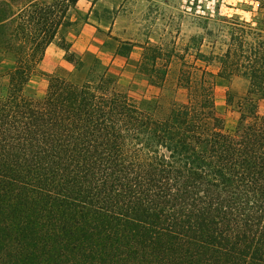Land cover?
<instances>
[{
	"label": "trees",
	"instance_id": "1",
	"mask_svg": "<svg viewBox=\"0 0 264 264\" xmlns=\"http://www.w3.org/2000/svg\"><path fill=\"white\" fill-rule=\"evenodd\" d=\"M79 1L0 0V52L16 58L0 92V264H264V14L208 29L226 36L209 53L193 36L196 63L177 54L187 100L160 116L97 58L77 77L84 59L60 35ZM56 39L81 65L32 98ZM175 55L148 43L139 70L162 86ZM235 76L249 85L229 131L215 81Z\"/></svg>",
	"mask_w": 264,
	"mask_h": 264
},
{
	"label": "rangeland",
	"instance_id": "2",
	"mask_svg": "<svg viewBox=\"0 0 264 264\" xmlns=\"http://www.w3.org/2000/svg\"><path fill=\"white\" fill-rule=\"evenodd\" d=\"M107 5L111 3L106 0L99 3L97 0H80L74 12L77 23L63 30L60 36L69 30L77 31L78 26L88 21L90 17L91 22L101 26L99 42L107 40L105 44L109 48L116 46L119 40L122 43L130 39L142 41L144 46L148 43L163 44L166 49H173L176 54L170 64L168 77L162 86L153 85L139 70L141 57L136 62L125 63L102 59L95 52L85 55V71L77 73V77L84 78L85 72L97 58L101 67H107L117 77L120 89L160 116H164L174 103L187 100V89L177 83L182 67V60L177 54H184L191 63H196V49L193 47L188 51L184 49L188 44H195L192 42L193 36L205 35L203 49L209 53L213 42H222L226 36L208 35V29H214L216 34H219L221 32L218 29L226 25L224 18L236 17L256 24L264 14L257 0H116L112 9H108ZM88 11L92 13L88 14ZM118 15L121 17L116 27L109 29L113 17ZM124 39L127 40L124 41ZM11 58L16 59L11 54L0 52V92L2 94H6L10 84L7 70L11 65ZM79 58L83 57L79 56ZM68 61L69 66L59 70L55 75L73 76L77 65H81V59L78 60V64L76 59ZM208 69L217 71V66L212 63ZM38 70L36 67L35 73L40 75L41 72ZM41 75L43 79L34 80L27 85L28 96L41 98L45 95L50 76L43 73ZM248 85V80L242 76L231 79L219 77L215 81L218 111L223 116L226 129L229 131L235 128L241 116L238 101L245 97ZM260 109L264 112V101L260 102Z\"/></svg>",
	"mask_w": 264,
	"mask_h": 264
},
{
	"label": "crops",
	"instance_id": "3",
	"mask_svg": "<svg viewBox=\"0 0 264 264\" xmlns=\"http://www.w3.org/2000/svg\"><path fill=\"white\" fill-rule=\"evenodd\" d=\"M103 0H97V3L101 2ZM111 5H107L108 9H112L113 6L116 3V0H106ZM96 4V3H95ZM91 11H88V14H91ZM121 15H118L117 17H113L111 24L109 26V29H112L116 27ZM103 20V18L101 19ZM91 18H88V21H85L84 23H81V25L78 26L77 31L69 30L65 32V36L69 42H71V50L75 52V54L82 56L83 59L85 55L90 54L95 52L98 57H101L102 59L106 58L108 61H121V62H127L129 61L130 63L136 62L142 57V54L144 52L145 46L144 42L142 41H137L130 39V42H133L129 57H126L124 55H121L118 52V47L121 44V41H118V44L114 46L113 48L107 47L105 42L107 40H103L99 42L100 38V33H101V26L99 27L95 22H91ZM98 23V22H97ZM100 24V23H98ZM127 39H124L126 41ZM59 39H56L50 43L45 51L44 58L42 61L38 64L37 69L38 71L43 73V75L47 76H53L55 73H57L59 70L63 68H67L69 66V61L66 58V51L61 45L58 43ZM11 65L9 66L8 75L10 76V73L15 69L16 67V59L11 58L10 60ZM2 65V64H1ZM39 74H36L35 72L33 73L29 84L34 81V80H39L43 79V76ZM9 83V82H8ZM49 85V84H48ZM48 88V87H47ZM46 89V86H45ZM43 88V92L45 90ZM47 91V89H46ZM46 93V92H45Z\"/></svg>",
	"mask_w": 264,
	"mask_h": 264
}]
</instances>
